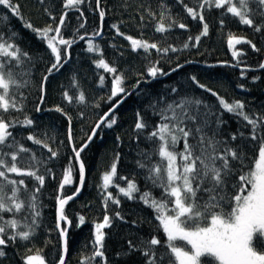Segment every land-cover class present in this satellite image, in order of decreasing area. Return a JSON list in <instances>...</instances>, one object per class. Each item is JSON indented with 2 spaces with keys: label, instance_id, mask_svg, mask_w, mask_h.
Masks as SVG:
<instances>
[{
  "label": "trees",
  "instance_id": "1",
  "mask_svg": "<svg viewBox=\"0 0 264 264\" xmlns=\"http://www.w3.org/2000/svg\"><path fill=\"white\" fill-rule=\"evenodd\" d=\"M12 2L20 5L21 15L14 16L10 9L0 5V35L8 39L12 32L18 34L9 42L18 45L28 56L22 57L24 63L20 67H14V71L18 74V80L27 83L18 90H12L17 100H22V111L12 110L3 115L6 120L23 121L27 117L33 121L31 126L17 123L9 130L19 145L30 150L19 153L18 165L23 168L31 167L38 174L45 175V184L36 194L40 216L33 224L32 213L27 205L38 182L30 177L8 174L11 179H24L26 187L19 186L18 196L25 203V208L19 213H0L3 217L0 224L15 218L20 222L21 228L25 224L32 225L35 234L29 241L17 238L15 242L8 241L6 246H0L5 252V256L0 257V264H25L26 256L37 252L44 256L46 264H58L59 256L64 253L63 239L57 228L56 198L58 195L66 197L76 194L75 189L80 184L79 163L72 148H79L87 143L100 118L129 93L131 94L113 113L116 123L111 128L106 123L101 125L91 143L81 152L86 170L84 186L80 196L65 205L67 221H61L60 227L68 229L65 264H82L85 258L92 256L95 224L101 223L105 215L111 217V226L104 229V257L88 260L86 264H145L142 250L130 249L128 242L132 241L139 248L140 241L157 236L161 239L162 246L156 248L161 252L165 250L163 242L166 240L159 228L154 209L139 198L145 192L156 199L162 195V189L153 187L146 178L147 169L139 167L137 163L142 161L151 165L160 159L156 155H152L150 160L144 156V153H151L155 147L146 139L160 121L155 112L168 102L182 98L199 99L226 121L220 126L218 139L226 140L234 146L243 145L246 149L247 143H254L250 140L251 126L242 118L222 109L217 97L205 88H200L192 77L229 103L236 100L243 102L244 111L253 118L264 115V68L259 66L264 63V16L259 14L264 11V6H258V0H249V16L253 19L254 26L240 23L237 17L226 12V8L206 7L202 11L204 22L208 24V34L201 36L197 42L194 38L200 35L203 25L198 19L193 20L187 15L179 0H100V9L105 11L103 21L99 17L100 9L96 7V0H85L79 10L64 9V0ZM184 3L190 7L197 6V0H184ZM165 9L166 15L170 17L165 20V24L175 20L176 25L160 33L155 29L160 13ZM65 11L67 16L61 33L63 38L72 43L70 46L59 45L57 40L63 56L62 66L49 75L47 70L55 62V57L47 47V41L24 27V23H31L40 29L48 25L55 28ZM81 12L83 16L80 15ZM150 13L155 14V18ZM52 17L56 18L55 21ZM179 23H184L187 27L181 29L178 27ZM81 24L84 26L81 27ZM113 25H117L119 33L123 35L118 34ZM257 26L261 27L259 32L254 30ZM96 32L99 35H94ZM230 34L251 41L260 51H254L246 43L235 45L234 49L229 48L227 41ZM126 36L155 43L158 48H169V51L165 53L151 48L147 52L142 48L133 50ZM189 37L193 39L190 40ZM89 43L94 47L93 52L87 50ZM185 44H188L187 48L184 47ZM173 48L176 51H172ZM234 50L241 52V56L233 58ZM100 58L116 68L117 72L113 74L98 68L96 61ZM152 66L165 74L158 73L153 78L148 73ZM114 75L122 76L125 93L109 99ZM45 76L48 77L46 81ZM65 92L72 97L71 102L65 98ZM81 92L85 97L83 102L78 99ZM41 95L44 97L42 103ZM57 107L63 111L57 112ZM200 107L203 112V105ZM37 108L40 110L37 111ZM137 113L148 125L146 129L135 128ZM69 117L73 137L71 143L68 141ZM208 119L211 123L215 117L209 116ZM212 127L215 128V125ZM240 132L249 137L247 143L239 137ZM30 134L47 143L57 152V156L52 157L43 144L38 145L28 140L27 136ZM233 134L238 137L235 141L231 140ZM261 134H264V130H261ZM13 137L9 138V143ZM182 148L183 142L177 146V150ZM109 156L112 163L119 156L114 185L126 189L128 180L137 185L139 191L133 193V199L125 197L114 185L107 189L102 187L103 163ZM69 166L72 167L73 182L65 185L61 192L59 184ZM109 170L110 167L107 168ZM3 183L5 182L0 180V184ZM8 189L6 191L11 195ZM109 192L120 201L118 205L111 199L105 203ZM116 213L123 219L118 218ZM81 216L85 219L84 224L79 223ZM68 221L71 222L70 225ZM13 231L8 229L9 234Z\"/></svg>",
  "mask_w": 264,
  "mask_h": 264
},
{
  "label": "snow or ice",
  "instance_id": "2",
  "mask_svg": "<svg viewBox=\"0 0 264 264\" xmlns=\"http://www.w3.org/2000/svg\"><path fill=\"white\" fill-rule=\"evenodd\" d=\"M85 0H64V9L79 10V6ZM183 4L187 15L193 20H199L202 23V31L194 39L199 41L201 36L208 34V24L204 22L203 11L206 7H215L217 9L226 8V12L233 17H237L239 22L254 26V21L249 16V0H197V6L190 7L179 0ZM0 5L11 10L14 16H20V5L14 4L12 0H0ZM258 6H264V0H258ZM96 7L100 9V0H96ZM47 12L48 10L45 9ZM264 16V11L259 13ZM51 15V13H49ZM83 16V12L80 13ZM155 18V14L150 13ZM67 11L59 17V23L55 28L48 25L43 29L36 28L31 23L25 22L24 27L36 33L41 39L47 41V47L55 57V62L48 68L49 75L53 70L58 71L62 66V53L59 45H69L72 41L63 38L61 28L65 25V17ZM99 17L103 21L105 11L99 10ZM22 18V17H21ZM6 19V18H4ZM55 21V17H52ZM79 19V17H78ZM143 19V17H141ZM170 19L166 15V9L160 13L156 31L163 33L169 28L176 25L175 20H171L169 24H165V20ZM223 23V21H221ZM84 25L81 24V27ZM178 27L184 29L187 27L184 23H179ZM119 33L117 25H113ZM255 31H260L261 27L257 26ZM49 33H55L50 36ZM18 34L12 32L8 39L0 35V180L5 183L0 184V213L10 212L19 213L24 210L25 203L19 199V186H25L24 179H11L8 174H15L21 177H30L38 182L35 191L29 196L27 207L31 210L33 224L36 218L40 216L37 193L45 184V175L38 174V171L31 167L23 168L18 165L19 153L29 152L28 148L19 145V142L13 137V133L9 130L17 123L24 126H31L33 121L27 117L23 121L18 119H5L3 113H9L12 110L22 111V100L12 94L13 88L19 89L24 87L27 82L18 80V74L14 71V67H20L24 61L22 57L28 54L23 52L18 45L13 42ZM99 35V32L94 33ZM131 42L133 50L144 49L148 51L157 49L167 53L169 48H158L155 43H148L140 39H134L126 36ZM83 39V37H81ZM189 39H193L189 37ZM229 48H235V45L246 43L251 46L254 51H260L251 41L242 37H236L232 34L228 38ZM185 48L188 44L184 45ZM89 52L94 51V47L89 43ZM98 50V47L97 49ZM176 51V49H171ZM241 52L234 50L233 58L241 56ZM13 62L15 64L13 65ZM239 60L237 63L239 64ZM96 66L102 68L109 73L115 74L116 68L109 66L103 58L96 61ZM264 68V63L259 65ZM179 67V65H178ZM175 71V69H173ZM150 76L155 78L158 73L165 74L161 69L152 66L148 69ZM243 75V73H242ZM47 76L44 77L46 81ZM103 80V77H101ZM192 80L198 84L200 88H205L217 97L218 103L226 112L236 115L247 122L251 126L250 140L254 143H247L249 137L243 132L239 133V137L247 143V149L243 145H232L226 140L218 139L220 136V126L226 121L220 118V115L213 112L209 105L204 104L202 100L182 98L179 101L165 103L156 110L155 114L160 117L159 123L151 130L146 139L155 145L151 153H144L146 159L150 160L152 155L158 156L160 159L155 164H145L138 161L141 168L147 169V179L152 183L153 187L162 189V195L159 199L152 197L149 192L142 193L140 199L149 207L153 208L156 219L159 221V228L162 229L166 240L163 242L164 251L158 252L156 246H162V241L157 236H151L150 239L140 241V247L137 248L132 241H129V248L133 250H142L145 257V264H264V115L253 118L244 111L245 104L239 100L227 102L224 98L219 97L217 93L206 88L205 85L199 84L195 77ZM123 78L121 75H114L111 87V95L109 99L117 97L121 93H125ZM43 92V86H41ZM175 91V89H173ZM22 95V94H21ZM65 98L71 102L72 97L67 92L64 93ZM80 102L85 100L84 94L81 92L78 97ZM44 97L41 95L40 101L43 102ZM119 103V102H118ZM201 105L204 111L201 112ZM114 105L109 110L114 113ZM155 107V106H154ZM40 109L37 108V111ZM57 112L63 109L57 107ZM209 116L215 119L209 122ZM109 113H105L95 125L92 135L88 137V141L96 134V129L102 124L111 128L116 119L114 114L109 119ZM137 122L135 128L143 130L148 125L137 113ZM215 125V128L212 125ZM13 137L11 143L9 138ZM237 135L233 134L231 140H237ZM27 139L35 144H43L51 152L52 157L57 156V152L53 151L47 143L30 134ZM73 140L71 132V118L69 117L68 141ZM183 142V148L177 150V146ZM87 143L81 147L73 146L72 151L75 159L80 160L81 152L87 147ZM4 149H8L5 151ZM250 149V151H248ZM10 157V159H5ZM114 161L110 170L106 171L103 176L104 189L110 185H114V178L117 176V162ZM50 171V170H49ZM85 166L81 161L79 164V182L84 183ZM125 179V177H120ZM72 167L69 166L63 173L62 181L59 184V190L62 192L65 185L71 184ZM8 186H11L8 189ZM119 192L128 199H133V193L138 192L137 185L128 180L127 188L119 187ZM8 189L11 195H8ZM79 188L75 189L78 193ZM73 197L57 196V228L63 239V253L59 256L58 264H65V254L67 247V228H61L60 222L67 221L64 207ZM111 199L113 203L119 204L120 201L109 192L105 197V203ZM116 216L120 219L119 213ZM0 220L3 217L0 216ZM83 216L79 218V223L84 224ZM70 225V221H68ZM111 226V217L105 215L101 223L95 224L94 233V252L91 257L85 258L82 264H86L88 260H94L96 257H104L102 251L105 240L104 229ZM8 229H13L12 234L8 233ZM26 229V230H25ZM35 234L32 225L25 224L20 227V222L12 218L0 224V246H6L8 241L15 242L17 238L22 241H29ZM6 237V238H5ZM177 242H183L182 244ZM146 249V250H143ZM5 256L3 248H0V257ZM25 264H46L43 255H28L25 258Z\"/></svg>",
  "mask_w": 264,
  "mask_h": 264
},
{
  "label": "water",
  "instance_id": "3",
  "mask_svg": "<svg viewBox=\"0 0 264 264\" xmlns=\"http://www.w3.org/2000/svg\"><path fill=\"white\" fill-rule=\"evenodd\" d=\"M131 93H129V94H127V96L126 97H124L119 103H117L118 104V106H116L115 108H114V112H115V110L119 107V105L121 104V103H123V101L130 95ZM116 104V105H117ZM109 113V116L111 115V114H113V113H110V112H108ZM109 118V117H108ZM103 125V124H102ZM99 129V128H98ZM98 129H96V132H97V130ZM95 136V135H94ZM93 136V137H94ZM93 137H92V140H93ZM91 140V141H92ZM91 141H87V145H89L90 143H91ZM82 161V159H81V156H80V160L78 161V163L80 164V162ZM83 162V161H82ZM84 164V163H83ZM85 166V165H84ZM85 178H86V170H85ZM85 178H84V181H85ZM83 186H84V183H83V185H81V184H79V189H80V191L78 192V193H76V194H74V195H71L73 198L72 199H75V198H77V197H79L80 196V194H81V190H82V188H83ZM71 199V200H72ZM70 201V200H69ZM66 256H67V253L65 254V259H66Z\"/></svg>",
  "mask_w": 264,
  "mask_h": 264
},
{
  "label": "rangeland",
  "instance_id": "4",
  "mask_svg": "<svg viewBox=\"0 0 264 264\" xmlns=\"http://www.w3.org/2000/svg\"><path fill=\"white\" fill-rule=\"evenodd\" d=\"M110 158H111V156H109V158L103 163V170H102L103 174L107 171V168H109L112 164V160Z\"/></svg>",
  "mask_w": 264,
  "mask_h": 264
}]
</instances>
